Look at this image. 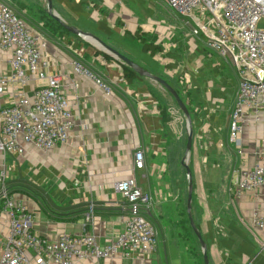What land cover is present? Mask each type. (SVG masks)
I'll use <instances>...</instances> for the list:
<instances>
[{"label":"crops","instance_id":"crops-1","mask_svg":"<svg viewBox=\"0 0 264 264\" xmlns=\"http://www.w3.org/2000/svg\"><path fill=\"white\" fill-rule=\"evenodd\" d=\"M126 2L52 0L54 11L66 24L98 36L186 96L194 128L196 202L192 214L207 243L210 263L264 264L263 235L252 225L253 212L264 210V186L238 198L229 192L239 173L262 158L264 112L259 122L250 117L238 142L221 136L223 115L230 114L232 119L236 105L237 71L236 85L225 72L227 61L208 47L203 35L178 38L170 29L158 33L155 21L136 17ZM0 3L11 6L45 44L42 61L48 73L60 76L75 123L69 141L51 150L33 144H27L23 154L0 150V198L6 190L22 201L33 215V230L42 236L54 240L62 234L92 232L103 246L124 229L131 214L116 184L135 177L151 197L149 209L142 214L159 224L162 243L158 251L134 258L92 257L75 264H201V245L179 223L188 187L177 175L174 162L188 137L173 95L149 77L128 83L123 62L96 41L60 25L48 13V0ZM138 29L148 41L160 44L161 51L156 55L144 52ZM201 41L219 59L203 54ZM10 58L11 53L0 47V76L10 73ZM186 58L196 63V75L188 71ZM76 62L109 85L110 93L93 77L78 72ZM45 83L35 78L20 88L9 82L1 102L10 105L21 94L33 98ZM138 149L145 152L143 169L134 166ZM89 212L93 218L87 222ZM9 219L0 209L2 236L8 232Z\"/></svg>","mask_w":264,"mask_h":264},{"label":"built area","instance_id":"built-area-1","mask_svg":"<svg viewBox=\"0 0 264 264\" xmlns=\"http://www.w3.org/2000/svg\"><path fill=\"white\" fill-rule=\"evenodd\" d=\"M173 13L188 17L195 35H203L209 48L232 64L240 78L236 105L230 122L229 139L236 143L250 120L259 122L264 112V0H164ZM44 43L27 22L6 3H0V47L11 53L10 73L0 76V150L14 154L26 152L33 144L51 150L69 141L74 118L70 102L62 90V80L50 74L42 61ZM75 69L93 77L107 93L110 86L76 62ZM46 80L34 97L21 94L10 105L1 98L9 82L20 88L32 79ZM145 152H135V168H145ZM0 181L1 178H0ZM264 186V153L249 170L239 173L229 192L240 197ZM117 191L129 203L130 216L124 229L111 243L101 246L92 232L62 234L51 240L33 230V215L26 205L6 190L0 209L9 216V229L0 234V264H75L87 258H134L158 251L156 227L142 213L149 209L151 197L135 177L119 180ZM93 213L86 214L90 222ZM253 227L264 241V210H255Z\"/></svg>","mask_w":264,"mask_h":264},{"label":"rangeland","instance_id":"rangeland-1","mask_svg":"<svg viewBox=\"0 0 264 264\" xmlns=\"http://www.w3.org/2000/svg\"><path fill=\"white\" fill-rule=\"evenodd\" d=\"M126 1H127L126 3L128 4V7L137 13V14L135 13L136 17L138 16L146 22H149V19H152L153 21H155L156 22L155 23L156 24V30L158 33H160L159 31H163V34H165L166 30L170 29L178 38H183V34L184 35H194V28H192L191 25L189 24L190 20L192 22H193V20L191 18L179 16V15H176L175 13H173L171 11V9L167 6V4L164 0H126ZM260 25L263 26L264 23H261ZM199 44L202 47V49L204 50L203 54L207 53L208 55H210L214 58H218L217 55L211 49H209L208 47H206L204 45L203 41H201ZM184 62L185 63L187 62L186 65H187L188 71H190V73H193L196 75L197 74V70L195 67L196 63L193 64L191 62H188L187 58L185 59ZM225 67H226L225 72L230 77V80L234 81L237 85L239 79L237 77L235 67L233 65L227 63V62L225 63ZM181 95H182L181 98L184 100V102H186L185 101L186 96L184 94H181ZM186 104H187V102H186ZM187 107H188V104H187ZM188 109L190 112L191 108L188 107ZM179 110H180V108H179ZM180 112L182 113V115H180V117L183 120V127L186 128L187 137H188L187 118L185 117L184 113L181 110H180ZM229 115H223V117H226V121L223 125V130L221 132V136H225V138L228 137L229 132H230L229 127H230L231 117ZM205 140H208V138ZM186 145H187V141H186V139H184L183 144H182V148H181V154L176 155V157H175L176 160L174 163L176 165L177 171L180 172L179 174L177 173V175L180 176V180L182 178L184 185L186 184V186L188 187V176H187L185 168L181 165L182 159L184 158L185 153H186ZM192 148H193V145H192ZM191 161H192L193 169H195L194 168V160H193V156H192V150H191L190 155L188 157L189 165H190ZM202 168H203V166H202ZM199 169L200 168L198 167L197 168L198 172H199ZM193 177H194V174H193ZM194 179H195V177H194ZM183 206H185L184 203H183ZM198 213H199V211L196 212V214H198ZM143 216L150 223H152L155 227H157L158 238L160 240L159 243H162L160 232H159L160 231L159 224L152 217H150L146 214H143ZM171 221L172 220H170V222ZM175 223L178 224V220L176 222L172 221V225H174Z\"/></svg>","mask_w":264,"mask_h":264},{"label":"water","instance_id":"water-1","mask_svg":"<svg viewBox=\"0 0 264 264\" xmlns=\"http://www.w3.org/2000/svg\"><path fill=\"white\" fill-rule=\"evenodd\" d=\"M48 13L55 18L65 29L68 31L77 34V35H82L87 39H91L96 41L98 44L102 45L104 48H106L109 52L113 53L118 59H120L124 64L129 65L131 68H133L140 76H145L149 77L157 82H159L163 87H165L175 98L178 106L180 109L184 112L186 118H187V123H188V139H187V145H186V153L184 158L182 159V165L186 169V173L188 176V198H187V212L190 218V223L193 228L194 233L196 234L199 243L202 247L203 250V258H204V263L205 264H211L209 255H208V246L207 243L205 242L202 233L200 232L195 219L192 214V203H193V194H194V178L192 174V169L188 163V157L190 155V152L192 150V145H193V136H194V128H193V122L191 118V114L189 112V109L187 107L186 102L181 98L179 92L170 84L168 83L164 78L157 76L155 74H152L150 71L136 63L135 61L131 60L129 57L123 55L116 49L112 48L108 44H106L102 39H100L98 36L87 32L85 30L76 28L74 26L66 24L60 16L54 11L53 9V4L52 0H48Z\"/></svg>","mask_w":264,"mask_h":264},{"label":"trees","instance_id":"trees-1","mask_svg":"<svg viewBox=\"0 0 264 264\" xmlns=\"http://www.w3.org/2000/svg\"><path fill=\"white\" fill-rule=\"evenodd\" d=\"M60 24V23H59ZM61 25V24H60ZM62 28V26H60ZM136 35L139 37L141 43H142V49L144 52H148L150 53L151 55H156L159 51H161V45L160 44H157L155 41H148L147 38L144 36V34L142 33V30L141 29H138L136 31ZM123 68H124V75L128 81V83H132L134 79L136 78H142V76H140L133 68H131L129 65L127 64H124L123 63ZM180 96L182 97V95L180 94ZM190 167L192 169V173L194 174L193 172V166H192V161L190 162ZM195 180V179H194ZM195 189H196V183L194 181V194H193V205L194 203L196 202V192H195ZM184 201V208L182 210V214H181V219L179 220V223L181 225H183L184 228H186L187 230H189L191 233V235L194 236V238L197 240L198 242V245L200 244L199 243V240L196 236V234L194 233L193 231V228L191 226V223H190V218H189V215H188V212H187V191H186V194H185V197L183 198ZM174 220V219H173ZM200 247V245L198 246ZM200 256L202 258V261H201V264H205L204 263V258H203V254L200 250Z\"/></svg>","mask_w":264,"mask_h":264}]
</instances>
